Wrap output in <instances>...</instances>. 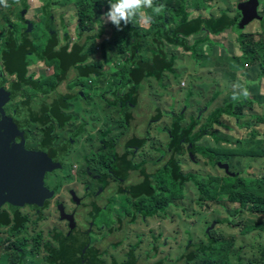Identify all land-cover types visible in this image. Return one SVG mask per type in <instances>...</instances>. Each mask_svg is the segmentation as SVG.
<instances>
[{
	"label": "rangeland",
	"instance_id": "rangeland-1",
	"mask_svg": "<svg viewBox=\"0 0 264 264\" xmlns=\"http://www.w3.org/2000/svg\"><path fill=\"white\" fill-rule=\"evenodd\" d=\"M77 1L54 0L52 25L45 17L40 18L35 13L34 7L37 4L40 5L39 0H4L3 3H0V33L7 30L9 24H12L17 31L23 29L19 23L18 15L23 12L24 2L27 5L29 3L30 10L23 13V18L31 23L30 29L26 25L31 40L34 39V42H41V44L45 43L55 31L60 46L63 43V33L67 31L71 43L80 42L84 45L83 52L86 54V60L81 66L99 63L98 70L101 73L100 79L95 81L92 79V82L81 79L77 82V86L68 90V83L75 80L74 74L71 72L59 85V92L77 95V101L68 103L67 109L62 110L65 115L72 118L68 123L59 127L53 122L52 136L56 146L66 144L72 136H74L73 142L65 156L53 161L59 163V167L54 171L45 172L44 184L47 188L55 191L54 197L40 210L34 211L28 207L17 209L16 213L24 221L22 228H16L12 224L0 228V264H10V262L17 264L21 252L22 256L25 254L24 264H28V262L50 264L44 260V258L50 257L49 249L51 250L52 247L57 251L59 248L58 244L53 241V234L59 232L62 237H66L68 226L71 224L79 226L77 230H79L81 241H84L85 227L94 220H96L94 226L98 225L97 227L102 228V231L101 235H89L90 244L103 241L100 244L102 247L106 243V238L108 241H116L118 237L123 240V244L120 242L115 249L112 248L110 251L108 248L106 253L100 257L101 260L110 264L115 261L118 264H125L130 261L129 255L132 256L136 264H157L162 261L166 264H221L220 261L212 259L208 253H200L190 262L179 263L180 257L186 253L185 248L189 242L194 245L200 243L208 245L211 240L221 243L223 240L224 245H230L228 254L232 256L233 264H238L237 258L245 264L253 258L262 260L264 263V215H254L255 212L259 213V209L240 213V204L232 203L229 198L230 195L235 194L236 190L230 193L223 188L220 179H218L224 176L232 177V175L262 178L264 177V160L261 158L252 159L249 162L241 160L233 162L228 161V157H223L213 158L211 162H206L198 157L190 158V160H185L182 156L179 157L180 170L183 174H196L217 179L215 184H210L213 197H208L204 193L200 197L199 192H203V190L185 184L164 211L148 217H137L131 224L119 226L115 223L114 215L117 214L118 205L113 200V196H106V200H103L102 196L96 198L101 187L97 178L102 173L97 172L93 156L99 151L106 152L101 150V138L104 137V140L117 143L124 132L120 123V109L108 107L107 103L99 96L107 89L105 80H109L110 76L120 68L121 62L128 57L125 47L132 42V36L130 31L125 29L126 26L123 23L121 24L123 30L118 31L111 22L103 21L101 17L107 12L103 8L100 9V14L94 13L100 22L97 23L90 19L83 22L78 21L77 11L85 10L87 7L78 6ZM238 1L240 0H212L210 5L207 4L203 8L195 6L196 3L192 2L186 12L190 14V17L199 14L204 18H211V16L218 17L220 11L228 7L231 8L229 15H232ZM244 1L255 4L253 10L255 17L247 26V31H252L251 33L256 39L264 40V0ZM106 3L109 4L108 0ZM238 14H240L239 11ZM136 19L145 33L138 56L148 60L149 50L151 52L150 48H152L149 45L148 32H146L149 25H144L139 17ZM217 36L213 34L211 37L216 39ZM223 36L226 40L228 35L225 33ZM120 37L126 39L122 53L118 52V47L116 48L117 40ZM229 38L231 40V36ZM166 48L168 50L177 49L172 44H167ZM3 49L4 37L0 34V55ZM172 52L175 54V51L172 50ZM178 54L181 55L178 59L180 63L174 61L172 69L177 73L179 69L184 70V75L180 74L179 82H175L171 73H166L161 83L149 78V91L143 89L141 93L138 104L142 101V106H149L151 109L136 107L134 110L137 116L136 121L145 122L143 127L146 137L143 146L136 148L134 152L129 151L130 154H133L132 162L139 164L144 160L151 162L159 158V152L165 150L170 141L167 132L171 129L173 116H182L180 127H185L195 117L202 124H207L209 120L207 116L221 108L222 105L226 108V102L232 96L236 97L232 103L234 114L237 117L228 116L230 127L227 129L231 131L232 135H236V139L225 138L224 132L216 123L211 122L207 127H202V142L209 147L215 146L218 149L222 147L237 149L246 146L251 148L252 145L262 148L264 146V75L259 77L263 82L259 94L250 93L249 83L245 81L246 79L239 83L227 81L223 82L222 86H218L212 82L214 73H208L207 70L199 68L202 70L199 75L197 67H193V60L188 59L187 52L178 50ZM248 58L246 55L239 57V60L244 62L236 75L242 71L257 70V67L264 73L263 60L258 58L249 60ZM27 62L29 64L28 74L35 82L54 73L52 67L33 56H28ZM0 76L5 89L8 88L9 83L15 80L14 76L6 74L1 59ZM191 76L203 78V86L198 87L194 82L188 83ZM210 81L212 85L209 84ZM212 86L215 87L212 89ZM245 89L250 93L247 98L243 95ZM188 91L191 92L190 96L187 95ZM152 92L162 95L157 96ZM219 94L221 97H218ZM30 95L31 93L26 90L24 97ZM216 97L218 98L216 99ZM21 100L22 97L9 100L4 107V112L11 115L16 104ZM207 104L209 105L206 107ZM155 106L161 110L163 116L158 123H149L147 119L153 113ZM205 107L206 109H204ZM203 109L205 111L200 112ZM213 119L214 116L210 118L211 121ZM29 132V140L24 141L22 147L26 151L39 152L42 132L36 126L30 127ZM254 132L256 135H253ZM236 155L241 156L240 154ZM131 182H133L132 179L126 184L130 185ZM100 200H103L100 204H106L103 206L100 216L91 220V216L95 212V204ZM59 207H63L67 217L71 218V223L69 222L68 226L60 217ZM247 207L249 210L253 208V205L248 204ZM1 212H6V207H3ZM83 221H87V225H84ZM101 223L104 225L102 226ZM249 226H254V230L241 235L240 233L246 231ZM112 227L115 228V232L109 234L108 230ZM104 232L107 233L105 239ZM22 242L24 244L20 245ZM71 250L72 252L75 250V245H72ZM257 251L258 253H256ZM28 252L30 256H28ZM66 261L72 262L70 259ZM19 264H23V260Z\"/></svg>",
	"mask_w": 264,
	"mask_h": 264
},
{
	"label": "trees",
	"instance_id": "trees-1",
	"mask_svg": "<svg viewBox=\"0 0 264 264\" xmlns=\"http://www.w3.org/2000/svg\"><path fill=\"white\" fill-rule=\"evenodd\" d=\"M39 1L40 5L37 4L34 7L35 13L40 18L45 17L49 24L52 25L54 0ZM106 1L78 0L76 3L78 6L87 7L85 10L79 9L77 11L78 21L83 22L86 19H90L97 23L100 22V19L96 18L94 13L100 14L101 8L108 11L109 4ZM211 1L155 0L156 4H164L165 10L159 15H153L150 28L146 29L150 39L149 45L152 47L150 48L151 52L149 50L148 60L138 56L144 41V29L140 28L136 18L125 27L132 36V42L125 47L128 51V57L121 62L120 68L110 76L109 80H105V88L107 87V89L105 93L99 96L107 103L108 107L120 109V123L124 128V132L117 143L104 140V137L101 138V150L106 152L99 151L93 156L96 161L97 172L102 173L97 178L101 187L100 193L96 198L102 196L103 200H106V196H113V200L118 205L117 214L114 215V218L115 223L119 226L131 224L137 217H148L164 211L169 206L172 198L177 195L179 189L184 187L185 184H190L193 188L203 190V192H199L200 197L203 193L208 195V197H213L210 184H215L217 179L196 174H183L180 170L178 157L187 152L189 155L198 153L202 157L212 160L213 158H222L223 155L229 153L225 147L218 149L215 146L209 147L204 144L201 130L202 127H207L222 115L237 117L234 114L232 98H229L226 102V108L222 105L221 108L209 114L207 116L209 118L208 123L202 124L201 129L199 130L198 128L196 132H193L192 129L198 126V119L192 118L187 128L186 126L180 127V122H182L181 115L173 116L171 129L167 132L170 141L165 150L159 152V158L151 162L144 160L139 164L132 162L133 154H130L129 151L134 152L136 148L143 146L145 143L146 136H144L143 127L145 122L136 121L137 116L134 110L136 107L151 109L149 106H142V101L138 104L143 89L149 91L150 80L148 82V79L153 78L158 83H161L163 76L165 77L166 73H171L174 80H176L175 82L178 83L180 74L184 75L185 73L184 70L179 69L177 73L172 69L174 61H176V54L169 51L166 45L172 44L177 49L179 48L180 51L187 52L188 59L191 58L193 60V67H197L199 75L202 71L199 68H202L207 70L208 73H222L225 77L230 78L228 80L225 78L226 81L233 83H239L245 79L249 84L254 83V81L258 83L262 80L259 77L264 75V73L258 67L256 68L257 70L242 71L236 75V72L241 70L240 67L244 62L239 60L241 55H246L249 60L258 58L264 61V40L256 39L251 33L252 31H247L246 29L251 20L244 24L240 30H236V22L240 18L237 5L244 0L237 2L234 9L235 15H229L231 8L227 7L220 11L218 17L204 18L203 15H198L197 18L187 19L189 13L186 10L191 6L192 2L196 3L195 6L203 8L207 4L210 5ZM28 10H30V5L24 2L23 12L18 15L22 30L17 31L12 24H9V28L0 33L4 37V49L1 52L0 59L3 62L6 74L15 77L14 82L9 83L7 89L4 88V82H2L1 87L8 93L9 100L15 97H22V100L16 104L11 115L6 114L16 128L24 132L23 136L18 138V142L22 143L29 140L30 127L36 126L40 129L42 132L40 152H43L46 160L51 162L50 171H54L59 167V163H54L53 161L67 154L74 136L66 144L56 146L52 136L53 122L59 127H63L68 123L72 118L65 115L62 110L67 109L68 103L77 101V95H69L68 92L61 93L58 91V87L71 72H73L75 80H71L68 83V90L77 86V82L81 79H87L91 82L92 79L93 81L100 79L101 73L98 70L100 65L96 63L81 66L86 60V54L83 52L84 45L80 42L71 43V38L67 31L63 33V43L60 46L55 31L45 43L41 44V42H34V39L31 40L26 27L28 20L23 18V13ZM145 11L149 14L152 12L151 9H146ZM225 33L228 35L226 40L223 36ZM78 34L80 37L79 32ZM201 34L203 35L197 37ZM213 34L218 35L216 39L211 37ZM229 36H231V40H229ZM125 41L126 39L122 37L117 40L116 48L118 47V52L122 53ZM28 56H33L37 60L43 61L47 66L53 68L54 73L35 82L31 75L28 74ZM256 74L257 76H255ZM250 76L255 77L250 78ZM195 79L203 80L199 76H191L188 83L192 84ZM26 90L31 93L28 97H24ZM152 94L162 95L158 92H152ZM187 95L190 96L191 92L188 91ZM5 105L2 107L3 111ZM144 115H147V113H144ZM162 116L161 110L155 106L153 113L147 120L149 123H158ZM213 116L214 119L211 121L210 118ZM253 135H256V133L254 132ZM250 149H253L254 152L248 151L247 155H253L251 157L256 155L264 156V146L258 150L256 146L252 145ZM240 152H243V150ZM106 172L108 174H105ZM130 179L133 182L127 185L126 183ZM218 179H220L223 188L230 191V193L236 190L235 194L230 195L229 198L232 203L238 202L240 204V213L259 209V213L255 212L254 215H264V177L257 178L253 176L246 178L232 175V177L224 176ZM43 188L46 191L39 197L41 206L38 208H32L25 204L10 211L7 203L1 205L0 228L9 224L16 226V228L23 227L24 221L16 213L19 208L28 207L36 211L45 207L47 202L54 197L55 191L47 188L44 181ZM103 200L96 202L95 212L92 214L91 220L100 216L102 208L106 204H100ZM248 204L253 205L252 210H248ZM3 207H6V212H1ZM62 208L59 207L60 217L68 226L71 220L66 218V213ZM95 221L89 222L88 225L87 221H83V224L87 225L83 235L84 241H81L79 236V230H77L79 226L71 224L68 226L66 237H62L59 232L53 234V241L58 244L59 248L54 252L51 247L49 251L52 254L48 253L50 257L44 258V260L50 264H110L101 260L100 257L106 253L108 248L110 251L112 248L115 249L120 242L123 244V240L118 237L116 241H108L106 238L107 233L104 232L105 235L103 233V237L104 239L106 238L104 246L101 247L100 245L103 241L90 244L89 235H101L102 231V228L97 227L98 225L94 226L96 224ZM101 225L103 226L104 224L101 223ZM251 229H253L252 226L246 230L249 231ZM114 232V227L109 228V234ZM221 241L222 243L211 240L208 245L202 243L194 245L189 242L186 246V253L180 257L179 263L183 261L190 262L198 254L208 253L212 259L220 261L221 264H233L232 256L228 254L230 245H224V241ZM23 244L24 242L20 245ZM72 245H75L73 252L71 250ZM61 249L62 251L60 252ZM21 253L17 264L22 260L23 264L25 263V254L22 256ZM28 256H30L29 252ZM129 258L130 261L125 264H136L132 256L129 255ZM67 259L72 260V262H67ZM237 261L238 264H245L239 258H237ZM212 262L216 263L215 261ZM10 264H13V262H10ZM28 264L31 263L28 262ZM111 264L118 263L115 261ZM157 264L166 263L162 261ZM246 264L264 263L262 260L253 258Z\"/></svg>",
	"mask_w": 264,
	"mask_h": 264
},
{
	"label": "water",
	"instance_id": "water-1",
	"mask_svg": "<svg viewBox=\"0 0 264 264\" xmlns=\"http://www.w3.org/2000/svg\"><path fill=\"white\" fill-rule=\"evenodd\" d=\"M254 6L247 1L238 3L237 31L255 17ZM27 23L30 29L31 23ZM1 85L0 76V206L7 203L10 211L25 204L38 208L41 206L39 197L46 191L43 177L50 171L51 162L46 160L43 152L26 151L23 142H18L24 132L16 128L2 109L9 101V95Z\"/></svg>",
	"mask_w": 264,
	"mask_h": 264
},
{
	"label": "clouds",
	"instance_id": "clouds-1",
	"mask_svg": "<svg viewBox=\"0 0 264 264\" xmlns=\"http://www.w3.org/2000/svg\"><path fill=\"white\" fill-rule=\"evenodd\" d=\"M4 0H0V3H3ZM109 3V10L103 14L101 17L103 21L105 22H111L118 31H122L123 28L121 26L122 22L124 26H127L129 23L132 22V20L136 17H139L140 21L144 25H150L153 19V15H159L165 10L164 4H156L155 0H108ZM146 9H151L152 12L149 14L146 12ZM249 88V87H248ZM251 93V92H250ZM249 91L247 89L244 90L243 95L245 98H247L250 95ZM232 99L235 101L236 97L232 96ZM260 148H258L259 150ZM198 154V153H194ZM189 155L190 158L197 157L196 155ZM200 155V154H199ZM256 158H261L264 160V156H255ZM199 158V157H198ZM202 159H204L206 162H211V160H208L201 156ZM254 158V159H256ZM251 227V226H249ZM248 227V228H249ZM253 229L249 231H243L240 233L241 235L247 234L249 232H252L254 230V226H252Z\"/></svg>",
	"mask_w": 264,
	"mask_h": 264
},
{
	"label": "crops",
	"instance_id": "crops-1",
	"mask_svg": "<svg viewBox=\"0 0 264 264\" xmlns=\"http://www.w3.org/2000/svg\"><path fill=\"white\" fill-rule=\"evenodd\" d=\"M188 10V9H187ZM199 15V14H198ZM198 16H195V17H190V14H188V20H190V19H194V18H197ZM137 20V19H136ZM149 28H150V25H149ZM69 33V32H68ZM170 51H175V54H176V62L179 64L180 63V60H178L180 57H181V55H179L178 54V50H180L179 48L178 49H169ZM240 71V70H239ZM255 76H257V74L255 75ZM255 76H250V78H252V77H255ZM225 76L222 74V73H214V80L212 79V82H215L216 83V85H218V86H222V84H223V82H227L226 80H225V78H224ZM194 83L196 84V85H198V87L199 86H203L202 85V83H203V81L201 80V79H195L194 80ZM210 85H212L211 84V81H210V83H209ZM261 84H263V82L262 81H260V82H254V83H252V84H249V91L251 92V93H254V94H259V93H261V88H262V85ZM215 87V86H214ZM213 86H212V89L214 88ZM218 97H221V95L219 94L218 95ZM218 97H216V99L218 98ZM207 107V106H206ZM206 107L204 108V109H206ZM200 110V112H203V111H205V110ZM196 118V117H195ZM234 118V117H233ZM196 119H198V118H196ZM228 116L227 115H222L221 117H219L215 122H213V123H216V125L224 132L223 133V135H224V137L225 138H230V137H233L234 139H236V135L234 134V135H232V133H231V131H229L228 129H227V127H230V123H229V121H228ZM199 120V119H198ZM228 121V122H227ZM225 124H227V125H225ZM201 126H202V123H201V121L199 120V124H198V126L196 127V130L199 128V130L201 129ZM236 141V140H235ZM250 146H246V147H244V148H241V149H227L228 151H229V153L228 154H225V155H223L222 156V158L223 157H228L231 161H233V162H238V161H250V160H252V159H254V158H256V157H251V156H253V155H247L248 154V151H252V152H254L253 151V149H250L249 148ZM236 150H243V152H240V151H236ZM245 151V152H244ZM234 153V154H233ZM236 154H240L241 156H239V155H236ZM194 155H196L197 157H199V158H201V155H199V154H194ZM221 155V154H220ZM219 155V156H220ZM185 160H190V156L188 155V153H185L183 156H182ZM198 159V158H197Z\"/></svg>",
	"mask_w": 264,
	"mask_h": 264
},
{
	"label": "flooded vegetation",
	"instance_id": "flooded-vegetation-1",
	"mask_svg": "<svg viewBox=\"0 0 264 264\" xmlns=\"http://www.w3.org/2000/svg\"><path fill=\"white\" fill-rule=\"evenodd\" d=\"M1 79H2V78H1ZM2 82H3V80H2ZM1 86H2V85H1ZM188 126H189V125L187 124L186 127L188 128ZM192 131H193V132H196V127H195L194 129H192ZM185 153H187V152H185ZM185 153H184V154H185ZM184 154H183V155H184ZM188 154H189V153H188ZM183 155H181V156H183ZM181 156H179V157H181ZM179 157H178V159H179ZM179 165H180V161H179ZM153 215H154V214H153ZM66 217H67V215H66ZM67 218L71 220V218H69V217H67ZM185 249H186V248H185ZM55 251H56V250H54V252H55ZM54 252H53V253H54ZM50 254H52V253H50Z\"/></svg>",
	"mask_w": 264,
	"mask_h": 264
}]
</instances>
